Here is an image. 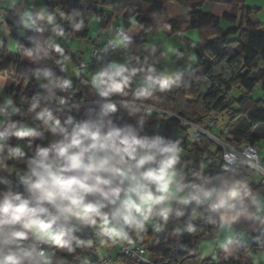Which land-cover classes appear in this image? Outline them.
I'll return each mask as SVG.
<instances>
[{"label": "trees", "instance_id": "trees-1", "mask_svg": "<svg viewBox=\"0 0 264 264\" xmlns=\"http://www.w3.org/2000/svg\"><path fill=\"white\" fill-rule=\"evenodd\" d=\"M168 1L187 8V28L196 29L200 39L194 44V66L184 74L178 73L168 78L167 91L153 90L152 97L147 100L134 101L132 93L140 84L133 81L127 97L102 98L92 87L91 79L83 73L79 72L76 77L69 78L62 72V57L66 60L72 59L77 68L79 61L75 60L71 49L57 42V39H88L89 24L94 19L101 28H107L114 19L121 17V24L125 29L135 25L147 34L166 27L169 33H180L184 38L178 18L165 20L162 17L164 4ZM206 1L221 4L223 9L220 14L201 11L200 7ZM244 1L47 0V11L55 12L52 24L47 20L39 24H25L24 16L15 6L6 9L5 22L12 28L18 46L12 54L5 44L0 45V73L12 80L6 93L11 109L2 126L15 123L18 128L24 125L32 129L33 135L21 139L11 134L15 129H8L9 135L0 140V199L4 193L10 196L20 194L27 198L29 189L15 187L9 180L19 179L25 174L29 169L28 161L35 158L37 148L51 149L63 139L61 134L51 133L36 120L34 112L45 107L60 120L61 126L69 131L86 121L103 119L111 120L112 125L121 131L131 127L137 139H158L163 142L161 146L178 142L177 146L182 149L179 155L180 164L177 165L178 181L187 189V193H192L195 187L206 189L215 185L227 189L235 184V190L241 193L248 191L251 195H264V182L261 177L258 182L252 181L253 168L243 163L233 166L226 164L221 159L222 147L184 122L190 119L205 125L210 113L227 115L229 122L245 116L249 123L247 129H231L226 134L218 130L215 135L223 136L234 146L257 145L264 140V100L262 95L257 98L252 96L257 87L264 94V23L252 19L260 11V7L246 5ZM61 13L64 14L63 17ZM222 19L232 26L222 27ZM57 25L60 31L53 32L54 26ZM19 30L23 34L15 33ZM146 34H131V40L125 48L128 63L123 62L121 65L151 67L152 71H146L144 75L159 81L163 78L153 70V66L161 47L155 54L144 49ZM49 38L52 40L51 44L47 43ZM36 48L43 51L39 55L34 52L35 58L25 55L26 51ZM57 48L61 51L57 52ZM108 64L110 63L101 68ZM65 80L68 81V87L53 86ZM235 86L244 90L238 99L231 95ZM182 94L195 95L193 104H197L198 111L192 117L187 116L185 111L179 108L180 103L176 102L177 96ZM61 99L63 104L59 103ZM83 102L86 104L82 105ZM33 103L38 105L35 110H31ZM105 103H115L117 112L101 117L100 112ZM142 104L161 107L172 111L174 115L151 112ZM13 108L17 111H13ZM69 117H72L71 123L65 124ZM107 130L106 127L104 131ZM9 148L19 149L16 157L7 156ZM197 196L202 198L200 194ZM179 200V196L172 200L170 208L174 211L166 214V220L160 215L159 222L162 227L157 232H153L149 227L144 229L146 255L154 264H248L245 260L246 249L264 248V228L257 227L259 221L256 220L254 226L244 228L245 233L251 236L249 240L242 239V243L237 244L231 239L219 249L216 261L213 258L202 259L195 251L196 240L205 234H216L219 231L222 210H213L210 207L215 198L199 205L195 200L178 203ZM232 202L235 203V200ZM255 202L250 195L244 197L245 207L239 212L249 211L251 216L255 217ZM28 206H37V201L29 200ZM39 206L45 209L42 215L47 216L52 224H61L64 227L65 239L75 236L82 242L79 246L73 242L74 249L71 252L65 249L62 251L65 257L63 264H78L84 256V251L92 249L96 243L92 230L74 218L60 214L47 203ZM3 247V237H0V250ZM7 247L9 251L2 254H12L13 259H17V246L9 244ZM26 247L27 240L20 242V248L26 250ZM113 261L114 264H143L131 261L119 253L113 255ZM18 264L33 262L19 259ZM48 264L58 263L50 261Z\"/></svg>", "mask_w": 264, "mask_h": 264}, {"label": "clouds", "instance_id": "clouds-1", "mask_svg": "<svg viewBox=\"0 0 264 264\" xmlns=\"http://www.w3.org/2000/svg\"><path fill=\"white\" fill-rule=\"evenodd\" d=\"M23 15L32 20L31 11H25ZM60 15L64 16L63 13ZM36 19L47 20L49 24L54 22L53 14L47 10L36 14ZM59 31V26H54L53 32ZM126 39L117 34L110 44L114 48H126ZM47 43H52L51 38ZM56 50L61 51L59 48ZM41 51L36 48L26 51L25 55L35 58L33 53L39 55ZM146 71L150 72L152 68L126 67L113 62L91 76V85L102 98L127 97L130 85L139 79L140 87L132 93L134 101L147 100L152 97L153 90H168L167 76L156 81L146 77ZM53 86L68 87V81ZM59 103L64 101L61 99ZM37 107L33 103L31 110ZM12 110L17 111L15 108ZM116 112L115 103H105L100 116ZM34 115L41 126L51 133L61 134L63 139L51 149L37 148L35 158L28 161L29 171L21 177L28 185L27 198L4 193L0 199V237H3L4 244L0 250V264H18L19 259L32 260V251L20 248V242L29 236L68 252L73 251V242L76 246L81 245L82 242L75 236L65 239L64 229L53 227L48 217L42 215L45 209L39 205L43 203L53 206L60 214L96 228L113 241H128L131 244L133 241L126 228L143 231L145 224L156 215H162L166 220V214L174 211L169 205L177 195L180 196L178 203L191 199L198 205L215 198L210 207L222 210V221L229 218L235 220L239 210L245 207L244 197L251 195L248 191L241 193L235 190V184L227 189L215 185L206 189L195 187L192 193H186L185 187L176 183L182 152L178 142L161 146L163 142L158 139H137L131 127L121 131L112 125L111 120L103 119L86 121L69 131L46 107L34 112ZM71 120L72 117H69L64 123L69 124ZM106 127L108 130L104 131ZM8 129H15L11 134L21 139L33 135L30 127L21 125L17 128L15 123H9L0 133V140L9 135ZM18 151V148H9L7 156L16 157ZM197 194L202 198H198ZM32 199L37 201V206H28ZM260 203L264 206V201ZM220 226L227 227L224 223ZM155 227L159 229L162 225ZM9 244L17 246V259H13L12 254H2L9 251ZM37 256V264H48L47 251H40Z\"/></svg>", "mask_w": 264, "mask_h": 264}, {"label": "rangeland", "instance_id": "rangeland-1", "mask_svg": "<svg viewBox=\"0 0 264 264\" xmlns=\"http://www.w3.org/2000/svg\"><path fill=\"white\" fill-rule=\"evenodd\" d=\"M214 3L215 2L209 1L208 4H206L207 5L206 8H208L209 7L208 5L210 4L214 5ZM245 4L250 6L261 7L260 11L257 13V18L255 16L252 17L254 21L262 19L264 17V0H247ZM218 7H220L219 10H211V12L220 14L221 9H223V7L222 5H218ZM185 10L186 9L184 7L179 6L177 4H166L164 5L163 8L162 17L165 20H169L171 18H178L180 20L183 29L182 35L184 38L187 39V41L184 38H182L180 33H169L166 27H162L155 32H148L147 34L145 33L144 30L138 28L135 25H132V27L129 30L130 34H140V35L146 34L147 40L144 45V49L149 50L151 54H155L158 48L161 47L160 54L156 59V62L153 66V70L157 72L162 78H164L165 76H167V78H172L175 74L178 73L184 74L185 72L190 70L195 64L194 44L197 41H199L200 36L196 29L187 28ZM116 19L117 21L114 22L115 23L113 24L114 26L121 24L122 21L121 17H117ZM221 23H222L221 26H226L228 22L222 19ZM66 44L67 45L65 46L69 47L73 52L75 60L79 61L80 59L83 58V54L81 55V52L79 51L80 48L79 39L71 37L70 40L66 42ZM121 51L122 50L118 47L115 53L110 57L112 63L115 62L119 64L124 62V59H121L119 56ZM105 64L106 63H103L101 64V66ZM99 68L101 67H98V69ZM61 69L67 76L71 78H74L78 75V72L73 70L74 61L72 59H68L62 62ZM7 80H8V84L12 83L10 77H7ZM134 83L140 84V80L136 79L134 80ZM243 91H244L243 89L235 86L231 90V95L232 97L238 99L243 93ZM261 91L262 90L259 87H257L252 93V96L254 98H257L262 95L264 100V94H262ZM194 99H195L194 94H185V95L182 94V96L178 95L176 98V102L180 103L179 108L183 109L186 115L189 117L194 116L196 114V111H198L196 106L197 104L196 103L193 104ZM142 106L147 108L151 112L154 111V112H160L165 115H174L172 111L164 110L161 107L149 106L145 104L144 105L142 104ZM184 122L190 125L191 129L199 131L200 133L208 137L212 142L220 145L221 147H224L228 142L224 139L223 136L215 135V131L219 130L220 132H222V134H226L228 131H231V129H237V128L247 129L249 127V123L245 116H240L234 121L229 122L227 115L222 116V115H216L215 113H210L208 118L205 120V125L197 124L190 119L184 120ZM241 146H243V144L237 145V147H241ZM257 148L259 151L261 168L259 170L254 168L255 170H254V175L252 177V181L258 182L260 181L259 179L261 177L262 181L264 182V162L262 161L264 159V140H261L260 143L257 144ZM19 170H21V168H19ZM178 176L179 173L176 177V183L180 186H183L178 181ZM185 192L187 193L186 188H185ZM257 195H261V194L258 193ZM261 201H264V196H260L255 202L257 206L256 213L259 214V217L263 215V211H264V206H261L260 203ZM171 204L172 201L170 205ZM253 218L250 217V220H248L247 217V220H245L244 222L245 226L252 227L254 225ZM238 223H243L242 219ZM230 237L231 234L225 232L224 230H222L218 235L213 233L205 234L197 238L195 251L199 253L202 259L213 258L214 261H216L219 249L224 247L225 243L229 242L228 240L230 239ZM246 250L247 251L245 253V260L247 261L248 264H264V248L250 247ZM58 251L59 254H62L63 249L58 247ZM109 252L110 250L108 248L101 247V254L108 255ZM112 253L113 255L118 254V249L114 248Z\"/></svg>", "mask_w": 264, "mask_h": 264}, {"label": "built area", "instance_id": "built-area-1", "mask_svg": "<svg viewBox=\"0 0 264 264\" xmlns=\"http://www.w3.org/2000/svg\"><path fill=\"white\" fill-rule=\"evenodd\" d=\"M4 1L6 0H0V3ZM2 17L3 16L0 13V21L3 20ZM117 34H120L127 38L125 40V44H127L131 40V34L129 33V31L125 29L122 26V24H118L115 26L114 36L108 37L105 33L102 32L98 34V39L96 38L91 42V45L89 48V58L94 65H101L103 63L109 62L110 57L115 53V51L118 48V47L114 48L110 44V41ZM81 104L85 105L86 102H83ZM10 109H11L10 104L8 102H3L0 104V114L3 117H7L9 115ZM6 128L7 126L0 127V133H3ZM221 159L226 164L231 165V166L237 165L239 163H243V164L250 166L253 169L256 168L259 170L261 168L260 156H259L257 145L243 144V146L237 147V146L227 143L224 147H222ZM28 171L29 169L25 172V174L22 177L26 176ZM9 181L13 183L15 187L21 186L24 188H28V185L25 184L21 180V178L13 179V180L10 179ZM159 221H160V215H156L152 217L150 222L145 224V228L149 227L153 232H157L159 229H157L155 226L160 225ZM80 223L83 224L82 222ZM53 227H60L64 229V227L61 224H53ZM90 229L92 230V235L95 238L96 243L92 249L88 251H84V256L78 264H114L113 253H112L114 248L118 249V253L120 255H124L128 257V259L136 263L154 264L146 255L147 245L144 244V241L146 240V238L143 235L144 230L136 231V230H129L126 228V230L129 231V236L131 237L133 241L130 244L128 241H119V240L113 241L111 238L102 235L94 227ZM244 234H245L244 229H237L233 237L234 242H236L237 244H241L242 237ZM26 240H27L26 251H32L33 264H37V260H38L37 254L40 251H47L49 253L48 262L55 261L58 264H63L65 262V257L62 254H59L58 247L46 244L41 241H37L32 236H29ZM101 247L108 248L110 250L109 254L108 255L101 254L99 252Z\"/></svg>", "mask_w": 264, "mask_h": 264}, {"label": "crops", "instance_id": "crops-1", "mask_svg": "<svg viewBox=\"0 0 264 264\" xmlns=\"http://www.w3.org/2000/svg\"><path fill=\"white\" fill-rule=\"evenodd\" d=\"M46 1L47 0H6V1L0 3V13L3 16L2 17L3 20L0 21V45L5 44L7 49L12 54H14L16 52L17 46H18V41L12 34L13 33L12 28H10L5 22L6 9L15 6L17 8V10H19L22 13V15H23V13L25 11H31L33 13L32 20H29L27 17H25L23 15L25 24H28V23H30V24H39V23H41V22H43L45 20H37L36 19V14H38L41 10H47L46 9ZM246 1L247 0L244 1V4L246 3ZM208 2L209 1L204 2L203 5L200 7V10L203 11V12H210L212 14H216L214 12H211V10H219L220 7H218V5H221V4L215 2L214 5L210 4V5H208L209 7L206 8V6H207L206 4H208ZM211 2H214V1H211ZM166 4H176V3L173 2V1H168V2H165L164 5H166ZM179 6H181V5H179ZM258 7H260V6H258ZM185 9H186L185 13H187V8H185ZM260 9H261V7H260ZM54 13L55 12H52L51 14L54 15ZM217 15H219V14H217ZM254 16L257 18V14L254 15ZM33 21H35V22L33 23ZM115 21H117V19H114L112 24L109 27H107V28H101L99 23H98V21L95 20V19L90 21L88 39L80 40L79 51L81 52V55L83 54V58L79 60L80 63H79V68L78 69L76 67L77 65L74 63V69H73L74 71H77L78 74H79V72L83 73L85 75V77H88L90 79H91V76L93 74H95L97 71H99L100 68L98 69V67H101V65H94L91 62V60L89 58V48H90L91 42L94 39H96V38L98 39V34H100L102 32L105 33L108 37L114 36V33H115V28L114 27L115 26L113 24H115L114 23ZM256 21H260L261 23H264V17L262 19H259V20H256ZM121 23H122V21H121ZM221 25H222V23H221ZM230 26H232V25L230 23H227L226 26H222V27L226 28V27H230ZM130 28H128L127 30L129 31ZM263 28H264V26L262 27V29ZM15 33L23 34V32L20 31V30L19 31H15ZM70 38H68V39L59 38V39H57V42H59V43H61L63 45H67L66 42L68 40H70ZM88 45H89V47H88ZM119 48L122 50L121 51L122 53L120 52V55H119L120 58L124 59V63L125 62L128 63L127 55H126V52H125V48H121V47H119ZM116 58H118V57H116ZM62 60L66 61V58L62 57ZM109 63H112L111 58L109 60ZM119 64H121V63H119ZM62 72H63V70H62ZM7 77H9V76L0 73V104L5 102V101H7L6 93H7V90L9 88V85H10V84H8ZM67 77H69V76H67ZM69 78H71V77H69ZM5 120H6L5 117H3L0 114V127L2 126V122H4ZM262 161L264 162V159ZM250 196L256 201L260 196H264V195L263 194H261V195H253L252 194ZM256 210H257V208L255 209V217L254 218H253V216H251V213L249 211H244L243 210V211L239 212V215L236 217L235 220H232L230 218L227 219V220H224V221L221 220V223L226 224L227 227L226 228H221V226H220V229H219V231L216 234L218 235L222 230H224L225 232L231 234V237L228 240V241H230L231 239H233L234 234H235L237 229H244V228L246 229V226H245L244 222H245V220H247V217H248V220H250V217L254 219L253 220L254 225H255L256 220H258L259 223H258L257 227H259V228L260 227H264V211H263V215L261 217H259V214L256 213ZM220 218H221V215H220ZM241 219H242L243 223H238L239 221H241ZM229 229H230V231H229ZM250 238H251V236L248 233H245L243 235V237H242L243 241L249 240ZM99 252L101 253V249L99 250Z\"/></svg>", "mask_w": 264, "mask_h": 264}]
</instances>
